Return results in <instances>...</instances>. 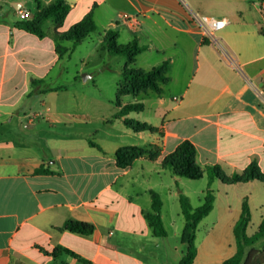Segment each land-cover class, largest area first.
<instances>
[{
    "label": "crops",
    "instance_id": "obj_1",
    "mask_svg": "<svg viewBox=\"0 0 264 264\" xmlns=\"http://www.w3.org/2000/svg\"><path fill=\"white\" fill-rule=\"evenodd\" d=\"M66 1L71 8L59 31L67 32L92 13L103 43L106 33L113 30L118 32L120 45L135 39L149 42L150 52L165 53L157 63L171 60L169 82L154 99L162 109L163 122L155 126L159 132L152 133L153 142L143 144L160 146L161 155L156 159L143 156L129 167H119L118 149L141 145L122 144V134H131V129L122 119L108 121L106 129L87 128L89 122L81 116L84 85L79 77L73 84H54L53 79L64 74L53 75L63 57L52 34L41 37L18 25L21 11L36 13L35 0H0V264H146L140 254L154 233L145 216L150 210L145 211L141 200L151 191L161 194L159 187L167 188L173 198L180 197L178 187L184 177L175 176L162 164L183 141L196 145L203 168L219 164L233 176L256 161L264 173V3ZM42 2L48 6L55 0ZM124 15L131 20L125 22ZM208 15L229 21L218 37L237 57L242 72L219 53L199 23L198 18ZM46 28L52 31L55 26L48 22ZM159 32L173 34L160 48L152 39ZM149 65L151 69L158 66ZM66 95L72 96L75 113L51 106L52 96ZM57 124L76 130L63 137L52 135L47 128ZM22 125L27 136L21 134ZM41 167L50 172L37 173ZM215 183L214 209H218L217 221L224 223L220 238L227 239L215 253L199 244L193 264H222L236 254L237 240L233 250L231 232L246 198L252 216L261 210L264 220V199L258 198L259 192L264 195L263 182L227 184L217 179ZM70 220L91 223L95 231L82 235L63 229ZM249 228V236L258 231L250 233ZM216 229L207 237H215ZM58 248L75 254L55 253Z\"/></svg>",
    "mask_w": 264,
    "mask_h": 264
},
{
    "label": "trees",
    "instance_id": "obj_2",
    "mask_svg": "<svg viewBox=\"0 0 264 264\" xmlns=\"http://www.w3.org/2000/svg\"><path fill=\"white\" fill-rule=\"evenodd\" d=\"M260 1L264 3V0ZM35 2L37 3L38 10L34 16L28 20H21L18 25L41 37L51 33L57 46V52L61 57L72 54L83 40L87 39L98 29L94 16L90 13L67 32H61L59 28L63 26L71 8L69 3L66 0H55L54 3L45 6L42 0H35ZM48 22H51L55 26L52 31L46 28ZM118 38V32L113 30L108 31L104 37V43L107 45V49L111 55L125 56L128 60V65L122 73L123 81L118 89V111L113 119H122L124 124L136 133L145 131L157 133L159 132L157 127L148 122L134 119L130 115L133 112H142L145 110V104L137 100L141 95L148 94L149 92H155L158 95L163 94V86L169 82L171 60H166L148 71L137 68L134 65L138 57L147 50V47L141 45L138 39H135L131 43L120 45ZM69 42L73 44L71 47L66 45ZM60 88L62 87L51 88L47 92L56 91ZM128 95L134 97L135 101L124 104L122 102L123 97ZM90 143L96 145L93 141H90ZM197 154L196 145L187 139L164 159L162 166L163 168L170 169L175 176L192 180H198L208 175L211 183L217 179L227 184L246 183L254 180H259L264 183V173L256 161L250 164L242 173H235L233 176H228L219 164L203 168L198 163ZM160 155V146L154 144L146 146L127 145L119 148L116 152L117 164L122 168L131 166L140 157L148 156L156 159ZM36 172L46 174L50 171L41 167ZM151 195L154 201L153 210L146 213V219L155 236L167 237L168 232L162 217L163 202L161 196L155 191H151ZM180 200L183 214L186 218L182 242L187 245V254L180 264H193L198 255L196 239L199 224L213 211L216 196L214 190L210 188L207 191L204 205L199 208H194L189 197L182 192L180 193ZM251 222L252 209L248 198H246L243 202L241 217L234 228L237 240V252L222 264H264V220L258 231L254 235L249 236L248 228ZM63 229L77 234L91 235L95 231V226L87 222L70 220L65 223ZM261 241L263 244L259 248L257 244ZM61 251L75 254L63 248L56 249L55 253Z\"/></svg>",
    "mask_w": 264,
    "mask_h": 264
},
{
    "label": "rangeland",
    "instance_id": "obj_3",
    "mask_svg": "<svg viewBox=\"0 0 264 264\" xmlns=\"http://www.w3.org/2000/svg\"><path fill=\"white\" fill-rule=\"evenodd\" d=\"M221 31L222 29L215 32L216 38L221 33ZM172 36L173 34L169 32H167L166 36L159 32L158 36L156 38L152 36V39L155 40V43L157 44L156 46L160 48L163 47L166 41H170ZM220 41L223 44L222 40ZM231 42L235 46L236 37L232 38ZM141 45L146 46L147 50H145L138 57L137 62L134 65L135 67L148 71L151 70L150 66H152L149 65V63L158 65L163 63H157V60L161 59L165 55L164 52H157L155 50L150 52L149 42L141 43ZM169 49L171 50L170 52L173 51L172 48ZM217 50L222 54L221 49L217 48ZM179 56L180 53H178L177 57L179 58ZM147 61L149 63H147ZM127 65V58L125 56L111 55L107 49V45L100 40L99 33L95 32L93 33L91 39H87L82 42V44L78 45L72 54L65 55L62 58L57 68H55L53 75H56L59 71H63L64 76L61 79L55 77L53 81L56 86L69 85L73 84L76 77H79L82 87L84 85L83 102L85 110H83L81 116H84L89 122L88 126L86 127L98 128L99 130L106 129L108 128L107 122L112 121L114 114L118 111V89L123 81L122 73ZM157 97L158 95L155 92H149L148 94L141 95L137 100L145 104V110L142 112H133L131 113L130 117L159 127L163 122V112L154 101V99H157ZM52 99L51 106L63 110H67L68 108L70 111L75 113L72 96L66 95L61 98L52 96ZM134 101L135 98L130 95L124 96L122 100L124 104ZM38 109H42V107ZM33 118H35L34 115ZM22 120L24 123H26L25 117ZM75 127L78 128V126ZM121 127L123 130L128 129L126 126ZM47 130L50 132L53 131L52 135L63 137L64 134H67L70 130H76V128L70 129L65 125L57 124L56 126H49ZM20 131L23 136L28 135V133H26L27 129L24 128V125H22V128H20ZM128 131H130L131 134H122V144L133 143L143 145L148 142H153L154 140V134L148 131L143 132L142 135L134 132L133 130ZM164 180L165 182L168 181L167 179ZM261 187L264 189V186ZM179 188L182 190L183 194L189 197L194 208H199L204 205L207 191L210 188L214 190L215 196L217 195L218 190L215 181L211 183L209 176L205 177L203 180L184 178L183 182L179 184L178 189ZM159 190L161 191V194H158L161 196L163 202L162 217L168 232V236L158 237L152 234L150 236V241H148L147 249L140 254V257L146 264H180L187 254V245L182 242L186 218L183 214L181 200L180 197L173 198L170 196L167 188L159 187ZM258 198L264 199L263 193L259 192ZM141 201L145 204L146 212L148 210H153L154 201L151 195H147ZM232 205L234 208L235 202L233 200ZM213 210L215 211H212L209 216L205 217L200 222L196 239L197 246L199 244L202 246L204 245V250H206V252L208 251V253H215L218 251L221 244L225 243L222 240L226 241L227 239L226 237L224 239L220 238L221 227L224 228V223L217 221L218 209ZM262 215L263 212L261 210L259 212L256 210L254 211L252 222L249 228L250 233H254L261 225ZM212 229H216L214 232L215 237L208 238L207 235ZM231 237L233 239L232 249L234 250L235 235L233 231L231 232ZM262 244L263 243L261 241L257 244V246L261 248ZM230 251V249L225 251L222 258L228 256Z\"/></svg>",
    "mask_w": 264,
    "mask_h": 264
},
{
    "label": "built area",
    "instance_id": "obj_4",
    "mask_svg": "<svg viewBox=\"0 0 264 264\" xmlns=\"http://www.w3.org/2000/svg\"><path fill=\"white\" fill-rule=\"evenodd\" d=\"M21 20H28L31 19L34 14L30 10H23L20 12ZM123 20L128 22L131 20L129 15H124ZM199 23L205 29L207 36L212 37L213 42L215 45L222 50V55L227 59L229 64L233 66L238 71L242 72V67L237 59L224 45L221 43L219 38L215 37V32L221 29H224L228 24L229 21L224 17H218L214 15H208L204 17L198 18Z\"/></svg>",
    "mask_w": 264,
    "mask_h": 264
}]
</instances>
